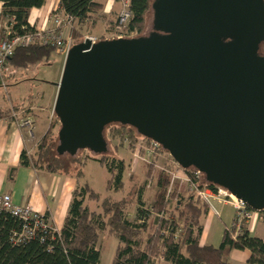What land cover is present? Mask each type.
<instances>
[{
    "label": "water",
    "instance_id": "obj_1",
    "mask_svg": "<svg viewBox=\"0 0 264 264\" xmlns=\"http://www.w3.org/2000/svg\"><path fill=\"white\" fill-rule=\"evenodd\" d=\"M145 36L86 38L67 53L54 112L60 154L107 152L131 125L264 209V0H153Z\"/></svg>",
    "mask_w": 264,
    "mask_h": 264
},
{
    "label": "trees",
    "instance_id": "obj_2",
    "mask_svg": "<svg viewBox=\"0 0 264 264\" xmlns=\"http://www.w3.org/2000/svg\"><path fill=\"white\" fill-rule=\"evenodd\" d=\"M0 1L2 40L34 31L36 27L29 23L31 9L42 7L47 0ZM152 3L153 0H130L131 17L123 31L142 33L148 14L154 15ZM59 6L60 10L74 18L71 34L76 39L81 38L82 42L86 24L91 20L93 24L97 22L98 18L94 16L102 12L104 3L101 0H59ZM102 16L106 17L103 13ZM117 19L110 24L109 30L117 25ZM116 32L118 34L121 31ZM263 45L264 42L259 49L262 55ZM53 53H56L53 44L17 46L8 66L27 68L48 60ZM59 122L54 112V118L40 139L36 152L30 155L22 151V164L48 172L68 173L79 180L84 174L83 167L88 160L94 159L110 174L106 192L124 191L127 168L124 157L108 152L88 153L84 159L70 153L60 154L57 151L58 134L54 132ZM106 129L112 138L120 139L121 145L132 151L140 139L139 132L131 125L114 122L106 125L105 132ZM162 150L170 154L163 147ZM71 162L81 164L76 175L68 170ZM152 166L147 163V176L152 174ZM184 170L192 181L185 182L184 186L182 182L176 181L171 186L170 174L161 169L155 173L153 169L156 190L150 204L144 198L148 181L151 180L149 178L136 184L129 198H104L100 203V211L86 203L87 199L100 201V193L88 183L76 186L62 226L56 229L45 213L44 219L55 230L38 231L32 238L21 237L26 224L23 219L0 207V264H103L98 244L104 232L118 239L111 264H153L157 255L168 264H233L228 258L233 249H248L251 252L249 262L264 264V238L252 235L247 224L234 237L233 220L232 226L224 230L219 246L202 242L204 225L201 217L208 212L209 207L196 188L203 189L208 183L216 191L220 186L207 181L203 173V180L195 178L194 167ZM130 207L134 208L132 218L128 211Z\"/></svg>",
    "mask_w": 264,
    "mask_h": 264
},
{
    "label": "rangeland",
    "instance_id": "obj_3",
    "mask_svg": "<svg viewBox=\"0 0 264 264\" xmlns=\"http://www.w3.org/2000/svg\"><path fill=\"white\" fill-rule=\"evenodd\" d=\"M104 3L102 12H99L94 17L98 18L96 23H92V20L86 24L85 31L83 33L84 41L86 36H94L101 39L110 38L114 33H116V26L108 29L110 24L117 19V27L119 21V14L123 8L122 0H101ZM102 13L106 15V17L102 16ZM76 25V24H75ZM118 30V29H117ZM153 30V15L148 14L147 22L145 29L142 33L134 32V36L138 35H148ZM71 30L69 29V32ZM115 31V32H114ZM73 34V33H72ZM66 37V33H65ZM72 39L74 44L79 43L80 39H76L72 35ZM261 52L264 55V45ZM65 60L64 55L58 56L53 53L48 60H43L39 63L31 64L27 68H18L13 66H8V70L3 76V79H0V117H13L19 118L27 116L30 111H35L38 108L45 106L52 113V118H50L49 126L51 120L54 118V104L55 100H51L49 103L46 100L48 94L57 89V83L61 78V66L62 61ZM34 108V109H32ZM42 119V118H41ZM38 120L39 125L34 129L35 137L39 136V132L41 130V126H45L46 120ZM61 124L56 125L54 132L55 135L58 134L59 128ZM105 138L108 142V150L107 152L112 155L119 154L124 157L127 163V168L124 175L125 181V189L122 192H106V183L108 178L110 177L107 169L99 164L98 161L91 159L88 160L87 164L83 167L84 174L78 180V186L88 183L92 186L96 191H98L101 195L100 201L87 199L86 203L94 210L100 211L101 201L106 197H112L117 200L122 197H131L132 191L135 188L136 184L143 183L146 179H151L152 182L148 183L146 193L144 194V198L147 204L152 202L153 193L156 190V185L154 183L155 176L153 174L156 173L157 168L152 166L151 172L149 176H147V163L141 158L134 156L132 150L127 148L126 146L121 145V141L118 138H112L109 135L108 130L106 129ZM44 136V135H43ZM29 153L34 154L37 149V145L40 139H33L29 135ZM94 153L89 149L79 150L74 156L80 157V159H84L86 154ZM169 154L163 153V156L168 157ZM77 159V158H76ZM165 159L161 157L158 162L163 164ZM81 164L78 162H71L69 164L68 170L70 172L77 174V170L80 168ZM155 170V173L153 172ZM68 174V173H65ZM70 175V174H68ZM182 176V174H180ZM74 176V175H73ZM171 176V175H170ZM202 177V175H201ZM180 179V178H179ZM201 180H203L201 178ZM181 183V179L177 180ZM186 182V181H185ZM185 182H182V186H184ZM215 206L221 211L222 216L215 215L211 210H208L205 214L202 215L201 221L204 225V235L202 237L203 243L212 244L215 246H219L222 241L225 224L228 228L232 226V221L235 216V209L231 204L222 205L216 200H212ZM129 216H133L134 208L130 207L128 209ZM254 221H258V226L254 231L251 232L254 236H264V225L261 224L262 221L258 219L257 216L254 217ZM118 245V239L114 237L112 234L108 232H104L100 236L98 249L101 251V260L103 264H111L113 261V257ZM153 264H168L164 262L160 256H156Z\"/></svg>",
    "mask_w": 264,
    "mask_h": 264
},
{
    "label": "crops",
    "instance_id": "obj_4",
    "mask_svg": "<svg viewBox=\"0 0 264 264\" xmlns=\"http://www.w3.org/2000/svg\"><path fill=\"white\" fill-rule=\"evenodd\" d=\"M59 7V0H47L42 7L32 8L29 15V23L36 28H42L48 23L51 24L50 14L55 8ZM1 10L2 2L0 1V12ZM63 30L64 33L68 34V28L65 27ZM55 54L61 57L63 55L57 52ZM64 61L63 59L61 74ZM57 91L55 89L48 94L49 96L46 99L48 103L56 99ZM51 111L42 106L24 116L32 119V131L19 125V120L22 117L20 119L0 117V192L11 194L13 201L17 204H30L38 212L48 214L50 222L56 228H60L71 201L72 191L79 184L77 178L73 175L48 172L43 169L26 166L21 162L22 151L25 150L30 154L28 146L29 135L33 139H40L46 133L50 118H52ZM40 119L46 120V124L44 127L41 126L39 136L35 137L34 129L39 125L38 120ZM213 199L218 201L216 197H213ZM257 222L252 220L247 223V228L250 232L256 229L258 226ZM261 224L264 225V222L262 221ZM227 228L225 224V229ZM203 235L204 230L202 237ZM250 255L251 252L248 249H233L228 258L233 264H255L248 261Z\"/></svg>",
    "mask_w": 264,
    "mask_h": 264
},
{
    "label": "built area",
    "instance_id": "obj_5",
    "mask_svg": "<svg viewBox=\"0 0 264 264\" xmlns=\"http://www.w3.org/2000/svg\"><path fill=\"white\" fill-rule=\"evenodd\" d=\"M123 8L119 14L118 27L116 25V30L121 31L117 34L114 33L110 38L119 37H134L133 33H126L123 31L125 29L127 22L131 17L130 10V0H122ZM51 24L48 23L42 28H36L32 32L25 33L23 35L15 36L11 39L0 40V79H3L4 74L8 70V62L15 53L17 46H26L32 43L41 44H53L56 46V52L63 54L65 57L71 47L74 45L71 31L66 34L64 33V28L71 30L74 23V18L60 10L55 8L50 14ZM92 43L99 41L98 38L94 36H86ZM84 39V40H85ZM19 125L28 128L32 131L33 121L29 117H23L19 120ZM162 145L157 141L150 139L146 136L140 134V139L138 140L135 149L133 150L134 156L143 159L144 161L152 164L154 167L163 170L164 172L171 175V186L177 180L181 179V182L192 181L190 175L185 172L184 168L169 154L163 156L164 151H161ZM144 153H143V152ZM163 157L165 159L163 164H160L158 160ZM182 174V176L180 175ZM195 178H201L202 172L195 170L193 172ZM180 178V179H179ZM149 182H152L149 180ZM150 184V183H149ZM170 186V187H171ZM198 194L200 197L208 204L209 210H211L215 215L220 216L221 211L212 202L213 197H216L222 205L231 204L235 209V229L233 236L235 237L243 225L254 220L257 216L258 219L264 222V209L256 210L250 207L243 200L237 198L233 194L229 193L222 187H218L215 191L208 183H205L203 189H198ZM0 207L10 211L13 215L23 219L26 224L23 228L21 237H35L38 231L55 230L52 224L47 223L44 219V215L35 210L30 204H17L13 201V197L9 193L0 192ZM57 229V228H56Z\"/></svg>",
    "mask_w": 264,
    "mask_h": 264
},
{
    "label": "flooded vegetation",
    "instance_id": "obj_6",
    "mask_svg": "<svg viewBox=\"0 0 264 264\" xmlns=\"http://www.w3.org/2000/svg\"><path fill=\"white\" fill-rule=\"evenodd\" d=\"M155 31V29L152 30V32Z\"/></svg>",
    "mask_w": 264,
    "mask_h": 264
}]
</instances>
